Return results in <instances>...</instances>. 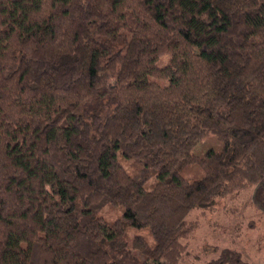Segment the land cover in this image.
Masks as SVG:
<instances>
[{"label":"trees","instance_id":"16d2710c","mask_svg":"<svg viewBox=\"0 0 264 264\" xmlns=\"http://www.w3.org/2000/svg\"><path fill=\"white\" fill-rule=\"evenodd\" d=\"M252 186L264 0H0V264H179L191 212Z\"/></svg>","mask_w":264,"mask_h":264},{"label":"rangeland","instance_id":"374dc122","mask_svg":"<svg viewBox=\"0 0 264 264\" xmlns=\"http://www.w3.org/2000/svg\"><path fill=\"white\" fill-rule=\"evenodd\" d=\"M168 61V56L163 57ZM167 84L166 81H160ZM221 142L214 135L205 137L195 149L197 154L203 155L207 150L221 149ZM119 161L130 173L135 174L139 166L125 160L119 154ZM183 175L189 179L202 177L203 173L197 166H188ZM155 179H151L146 188L152 189ZM258 186L248 187L237 193L230 194L217 201L210 209H194L187 221L195 223L194 230L183 239L186 245L185 253L179 264H206L216 258L220 250L225 248L240 251L246 264H264V206L259 202L255 193ZM124 209L110 205L102 209L100 215L109 223L122 216ZM140 234L153 244L154 240L148 230H129V237ZM141 260L144 256L137 253Z\"/></svg>","mask_w":264,"mask_h":264}]
</instances>
